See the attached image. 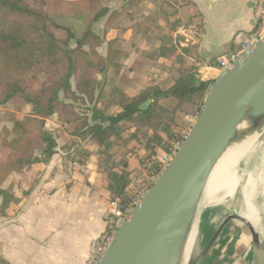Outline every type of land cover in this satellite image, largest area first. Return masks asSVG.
<instances>
[{
    "label": "crops",
    "instance_id": "0c3cea01",
    "mask_svg": "<svg viewBox=\"0 0 264 264\" xmlns=\"http://www.w3.org/2000/svg\"><path fill=\"white\" fill-rule=\"evenodd\" d=\"M259 1L99 0L108 13L92 27L100 36L105 30L104 43L96 52L105 57L106 43L113 42L120 66L117 74L108 70L98 77L105 94L116 88L133 99L156 87L163 93L156 98V111L162 112L163 121L178 136L193 125L201 92L184 98L190 105L187 113L180 112L179 99L168 93L183 81L192 82L193 89L199 83L210 87L221 74L217 59L239 50L255 31ZM108 21L110 27L105 29ZM180 27L195 32L192 43L180 45L182 39H174ZM117 100L113 97L109 115L121 112ZM0 111L11 113L12 109ZM10 124L0 123V133L10 131ZM176 124H182V129ZM47 127L56 132V154L47 163L10 176L2 185L16 202L0 215V264H85L90 242L104 230L111 200L104 148L99 149L89 137L67 136L55 118L47 121ZM126 128L122 135L126 146H113L108 155L116 150L111 160H124L131 179L143 170L140 160L148 152L136 139L128 140L134 125Z\"/></svg>",
    "mask_w": 264,
    "mask_h": 264
},
{
    "label": "trees",
    "instance_id": "16d2710c",
    "mask_svg": "<svg viewBox=\"0 0 264 264\" xmlns=\"http://www.w3.org/2000/svg\"><path fill=\"white\" fill-rule=\"evenodd\" d=\"M62 1L82 20L81 32L56 23L45 8L27 0H0V109H12L7 113L10 131L0 133V215L16 202L9 191L2 189L8 178L30 171L35 164L47 163L56 154L57 135L47 127L52 118L64 134L89 137L99 149L104 148L106 155L113 146H126L122 139L124 122H133L135 132L128 140L140 142L148 158L155 148L168 151L177 140L163 121L162 112L156 111V98L163 94L156 87L145 89L133 99L116 88L109 96L105 94L104 82L98 77L108 70L119 72V52L113 42H108L105 57L100 56L96 49L104 43L105 30L100 36L92 27L108 10L98 0ZM109 27L108 21L105 29ZM207 89L208 84L199 83L193 90L177 89L171 96L179 99L180 112L187 113L190 105L184 98L206 93ZM113 97H117L115 104L121 112L109 115ZM24 106L30 111L20 118ZM121 161V165L113 166L110 161L106 177L110 196L121 198L123 203L131 179L127 163Z\"/></svg>",
    "mask_w": 264,
    "mask_h": 264
},
{
    "label": "water",
    "instance_id": "95a60500",
    "mask_svg": "<svg viewBox=\"0 0 264 264\" xmlns=\"http://www.w3.org/2000/svg\"><path fill=\"white\" fill-rule=\"evenodd\" d=\"M193 87L192 82L187 83L168 94ZM244 118L251 131H258L264 122V39L240 55L207 89L187 136L157 181L121 223L100 264H163ZM230 221L242 223L252 246L258 247L256 232L247 221L239 216L227 217L194 264H203Z\"/></svg>",
    "mask_w": 264,
    "mask_h": 264
},
{
    "label": "bare ground",
    "instance_id": "6f19581e",
    "mask_svg": "<svg viewBox=\"0 0 264 264\" xmlns=\"http://www.w3.org/2000/svg\"><path fill=\"white\" fill-rule=\"evenodd\" d=\"M263 130L264 122L258 131H251L246 118L238 124L236 138L216 162L194 211L178 232L163 264H194L209 235L231 216L241 217L256 232L262 258L249 256L247 264L264 262V146L260 140Z\"/></svg>",
    "mask_w": 264,
    "mask_h": 264
},
{
    "label": "built area",
    "instance_id": "2783aa9c",
    "mask_svg": "<svg viewBox=\"0 0 264 264\" xmlns=\"http://www.w3.org/2000/svg\"><path fill=\"white\" fill-rule=\"evenodd\" d=\"M195 32L187 27H180L174 36V39L181 38L180 45H188L193 42ZM264 39V0L259 1L257 10V22L255 31L247 36L241 43L240 49L222 55L217 59V69L222 73L231 68L232 64L238 59L240 55L254 47ZM198 114V113H197ZM195 116V119L197 117ZM194 119V121H195ZM190 129V128H189ZM189 129L180 131L176 142L168 151L153 150L149 157L147 165L133 175L129 186L125 189V199L115 197L110 200L109 208L104 216V230L95 239L90 242L89 250L85 264H100L101 260L111 245L117 229L121 223L127 218L128 214L136 203L146 194V192L157 181L161 172L168 166L176 151L187 136Z\"/></svg>",
    "mask_w": 264,
    "mask_h": 264
},
{
    "label": "rangeland",
    "instance_id": "374dc122",
    "mask_svg": "<svg viewBox=\"0 0 264 264\" xmlns=\"http://www.w3.org/2000/svg\"><path fill=\"white\" fill-rule=\"evenodd\" d=\"M27 1H29L31 4L35 6H41L45 8V10L49 13V15L56 23L70 26L73 30H75L76 33H79L80 30L82 29V24H83L82 20L79 19L76 15H73V9H72L73 7L69 6L67 2H63V1L61 2V0L59 1L57 0V2H55V0H27ZM205 95L206 93H201L199 95L200 97L199 106L202 105ZM25 107L26 106L22 108V111L20 113V115H23V117L27 116L30 111V108L26 107L27 112L26 113L23 112ZM5 109H0V110L4 111ZM7 119H8L7 113L0 111V123L8 122ZM131 124L133 125L132 121L122 124L124 131L123 134L126 135V131L128 130V128L126 127H128ZM175 126L176 128L182 129V124H176ZM48 129H50V127H48ZM260 140L263 143L262 145L264 146V134L262 135V138ZM139 145L142 146V144ZM110 152H111L110 154L111 156L105 154L106 157H104L105 159L104 167H106V169L111 167L110 161L112 163V166L117 163H118L117 165L122 164V161L121 162L118 161L116 163L111 160V158L114 157V155H116L114 154L116 153V150L112 149ZM148 160L149 158L147 157V155L144 158H142V160H140L142 161L143 168L147 165ZM240 168H242V166H239V169ZM111 199L113 198L111 197ZM258 204L259 202L257 203V205ZM239 207L240 206L237 207V211L239 210ZM223 220L221 221V223L223 222ZM219 226L215 229L214 232H212L209 235V237L207 238L206 242L203 245L202 250L205 248V246L212 238L214 233L217 231ZM255 255L258 260H261L262 255L258 252L257 247L252 246L251 237L249 235L247 228L238 221H230L226 225V227L222 230L219 237L216 239L213 247L209 251V254L207 255V257H205L203 264H247V258L249 256H252V258H256ZM261 264H264V262Z\"/></svg>",
    "mask_w": 264,
    "mask_h": 264
}]
</instances>
